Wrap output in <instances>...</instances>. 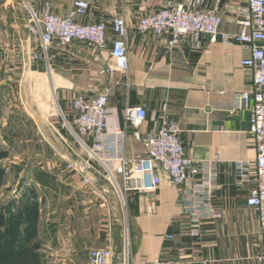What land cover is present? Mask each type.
I'll use <instances>...</instances> for the list:
<instances>
[{"label":"crops","instance_id":"0c3cea01","mask_svg":"<svg viewBox=\"0 0 264 264\" xmlns=\"http://www.w3.org/2000/svg\"><path fill=\"white\" fill-rule=\"evenodd\" d=\"M74 1L23 0V3L27 12L28 8L40 12L43 3L48 2L54 14L65 16ZM163 1L90 0L87 15L77 19L80 24L104 20L109 25L113 17H123L128 31L125 74H107L108 53L82 43L49 49L40 74L41 83L38 82L44 107L50 112L42 122L46 148L39 168L44 178L30 179L17 199L9 201L3 209L4 220L8 214V224L0 226V231L5 232L17 216L15 206L21 204L26 208L31 202L29 196L34 195L39 202L37 237L32 238V226L27 221L29 212H24L18 229L21 234H30L19 247L17 244L5 247L2 242L0 264H21L25 258L34 256L39 260L37 264H82L79 259L82 253L98 248L112 251L113 264H149L156 260L168 264H259L257 258L263 247L258 215L246 205L248 191L256 182L255 142L250 133L249 108L235 106L236 95L253 90L252 76L241 66L249 52L236 44H209L206 37L200 49H192L187 40L169 49L164 38L138 33V20L153 13ZM232 2L220 3L225 20L234 16L228 10ZM213 5L214 0H207L204 8ZM222 30L234 33L236 27L224 22ZM106 36L110 43L114 35L109 28ZM104 88L109 90L111 114L109 129L100 139V158L116 173L115 157L120 149L128 161L143 156L142 143L123 120L126 107L145 109L147 118L139 127L142 135L157 131L164 121L174 123L180 130L186 154L209 166L201 177H215L208 202L213 218H200L193 223L195 214L204 213L197 206L199 200L183 187L173 185L158 168L161 183L153 196L128 193L124 232L115 196L118 193L85 166V159H78L64 144L79 149L66 126L74 116L72 100L78 94L93 95ZM122 131L125 135L121 140ZM69 162L85 166L84 172L101 192L100 198L80 182L78 173L66 168ZM239 162L250 164L242 185L236 177ZM91 164L93 169L98 168L96 162ZM193 228H197L196 236L191 235ZM18 257L23 260L18 262Z\"/></svg>","mask_w":264,"mask_h":264},{"label":"built area","instance_id":"2783aa9c","mask_svg":"<svg viewBox=\"0 0 264 264\" xmlns=\"http://www.w3.org/2000/svg\"><path fill=\"white\" fill-rule=\"evenodd\" d=\"M206 1L164 0L153 13L138 20L136 31L164 38L169 49L178 47L184 40L188 41L192 49H200L203 46L202 39L206 37L209 44H236L248 50L249 57L241 62V66L251 74L253 90L251 93L236 95L235 106L236 109L248 107L250 111V133L254 138L256 152V182L248 191L246 205L258 215L263 251L257 260L259 264H264V0H234L228 6L234 16L227 20L220 13L222 0H214L213 7L209 9L204 8ZM89 4L90 0H75L72 10L65 16L54 14L48 2L43 3L40 12L28 8L26 29L29 38L35 40V46L29 55L30 61H47L48 51L52 46L82 43L108 53L107 74H125L128 69V31L125 20L121 16H115L109 25L104 20L80 24L77 19L87 15ZM224 22L234 25L236 31H223ZM108 28L114 35L110 43L106 36ZM71 106L74 116L70 123L66 122V126L79 149H73L66 142L64 144L78 159H85V166L108 181L121 197L128 193H146L153 196L161 183L157 173L159 168L173 185L183 187L199 200L197 206L204 213L195 214L192 217L193 223L200 218L210 219L215 216L208 208L215 177H201L203 172L209 170V166L186 154L177 125L164 121L157 131L142 135L139 127L147 118L145 109L140 106L126 107L122 113L123 120L134 129L133 136L142 143L144 154L128 161L120 149L115 157L118 165V172L115 173L98 155L100 139L109 129V90L104 88L93 95L78 94L72 100ZM124 135L122 131L121 140ZM91 162H96L98 168L93 169ZM85 166L80 167L73 162L66 164V168L78 173L80 182L91 189L95 197L100 198L101 192L96 190L93 180L85 174ZM249 170L250 164L247 162L236 164L239 185L246 182ZM191 235H197V228L191 230ZM113 258L109 248L91 249L88 264H113ZM149 264L168 263L156 260Z\"/></svg>","mask_w":264,"mask_h":264},{"label":"rangeland","instance_id":"374dc122","mask_svg":"<svg viewBox=\"0 0 264 264\" xmlns=\"http://www.w3.org/2000/svg\"><path fill=\"white\" fill-rule=\"evenodd\" d=\"M26 28L27 9L24 8L23 0H0V214L2 217H4L3 209H6L10 200L17 199L30 179L44 178L39 168L45 159L41 156L42 151L46 148L42 122L50 113L47 107H44V97L38 84L42 79L40 74L43 72L44 60L30 61L29 55L35 46V40L29 38ZM53 111L51 113L55 114ZM115 196L124 223L123 230L126 233L128 199L125 195L121 197L115 193ZM30 200L26 208L17 204L13 210L18 211L16 214L20 217H23L24 212H29L27 216L30 217H27V221L32 226V238H36L40 220L39 213L36 216L39 202L37 203V196L34 195L29 196ZM7 215L4 221L6 225ZM44 236L42 235L43 242ZM89 251L80 256L82 264H88ZM20 263L37 264L39 260L34 256V258H25V262Z\"/></svg>","mask_w":264,"mask_h":264},{"label":"trees","instance_id":"16d2710c","mask_svg":"<svg viewBox=\"0 0 264 264\" xmlns=\"http://www.w3.org/2000/svg\"><path fill=\"white\" fill-rule=\"evenodd\" d=\"M4 221H5L4 218L0 214V226L6 225V224H4ZM21 221L22 220H21L20 215L14 216L13 219H12L11 226H9L8 228H6L5 232H1L0 231V243H1V246L0 247L1 248L3 247V243L2 242H5V247H9V244H12L13 246H15V244H17V246L19 247L20 242L23 240V238L29 236L30 233H28V234H26V233L21 234L19 232V229L18 228H19V225L21 224ZM2 257H3V255L1 254V258ZM19 261H21V260L18 257V262Z\"/></svg>","mask_w":264,"mask_h":264},{"label":"bare ground","instance_id":"6f19581e","mask_svg":"<svg viewBox=\"0 0 264 264\" xmlns=\"http://www.w3.org/2000/svg\"><path fill=\"white\" fill-rule=\"evenodd\" d=\"M60 85V84H59ZM55 88V87H54ZM52 93V99H53V101H55V98H54V94H53V92H51Z\"/></svg>","mask_w":264,"mask_h":264}]
</instances>
